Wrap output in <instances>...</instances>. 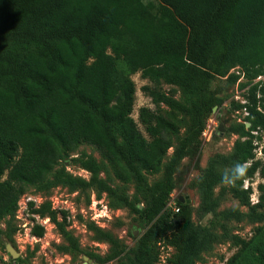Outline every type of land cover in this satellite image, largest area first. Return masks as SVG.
<instances>
[{"label": "trees", "instance_id": "trees-1", "mask_svg": "<svg viewBox=\"0 0 264 264\" xmlns=\"http://www.w3.org/2000/svg\"><path fill=\"white\" fill-rule=\"evenodd\" d=\"M155 1L0 0V221L8 218L6 239L13 240L12 221L30 186L95 189L128 208L143 231L136 247L126 249L99 230L113 251L103 259L88 257L158 264L163 244L173 249L166 264H198L218 240L217 221L195 224L186 197L176 199L177 212L167 204L182 160L198 155L207 120L224 102L213 82L230 85L242 75L245 101L235 107L247 114L230 127L238 134L232 153L213 157L197 179L199 212L216 215L231 194L247 207L236 218L257 225L247 238L231 235L236 251L224 264H264V182L257 185L254 204L252 188H243L256 174L264 178V78L256 81L264 77V0ZM138 72L148 80L141 91L154 107L141 106L137 122L132 75ZM82 143L94 146L101 160L75 153ZM68 158L89 178L67 171L61 162ZM228 164L233 167L220 171ZM161 172L149 182L148 176ZM109 173L134 183L135 194L130 197L101 175ZM32 212L56 226L67 242L58 245L62 252L80 253L67 211L59 218L45 201ZM44 231L38 223L31 230L36 237ZM11 262L33 264L22 257Z\"/></svg>", "mask_w": 264, "mask_h": 264}, {"label": "rangeland", "instance_id": "rangeland-1", "mask_svg": "<svg viewBox=\"0 0 264 264\" xmlns=\"http://www.w3.org/2000/svg\"><path fill=\"white\" fill-rule=\"evenodd\" d=\"M145 2L156 3L155 0H145ZM231 72L239 73V70L233 68ZM263 78V76H260L256 81ZM132 79L136 84L132 116L138 122L139 108L141 106L153 108L154 105L151 99L141 91V87L147 84L148 80L142 79L139 72L132 75ZM242 81L244 80L241 75L234 84L228 85L227 81L223 79H216L213 82V89H221L220 95L224 98V102L221 107H216L207 120L198 155L188 156L182 160L175 175V189L167 204V208L174 212L176 199L180 196L187 197L192 207V217L195 224L203 226L208 225L211 220L217 221L214 232L218 236V240L213 243L210 250L202 253V260L198 264H224L236 251V248L232 245L231 235L247 238L251 236L253 228L257 225V223L248 221L246 217L241 220L236 218L237 212L243 214L247 211V207L240 205L239 201L229 193L224 196L217 207L216 215L206 214L201 217L199 212L201 199L196 184L198 177L203 174L213 157L227 156L233 151L238 134L230 131V127L242 123L247 114L244 110L235 107L236 102L243 103L245 101L244 95L247 88L240 87ZM164 89L167 90L168 86H164ZM248 124L246 122V126H249ZM138 125L144 132L142 126L139 123ZM219 127H223L224 131H219ZM261 135L264 138V131ZM173 150L174 146L168 150L164 162L168 161ZM81 152L101 160L99 152L92 145L82 143L75 153L79 154ZM257 157L261 156L257 154ZM61 164L70 173L86 179L89 178V173L74 165L69 158L63 160ZM231 167H233L232 164H228L219 166V169L223 172ZM161 174L162 172L148 176L149 182L159 179ZM101 175L107 177L112 186L125 191L130 197L135 194L134 183L123 184L114 178L111 173ZM261 182H264V178L256 174L252 179H247L243 183V188H252L250 194L251 204L258 201L257 185ZM218 190L219 187L216 191ZM45 201L51 202L52 208L58 212L59 218H61L63 210L68 212L66 216L68 229L77 238L81 250L78 255L62 252L58 245H66L67 242L59 234L56 226L48 218H40L32 212L35 207ZM139 205L142 206V204ZM223 211H231L230 213L233 212V214L227 219L221 218ZM7 220L8 218L0 221V264H11L12 252H15L18 257L28 258L33 264H120L119 258L99 262L88 257L87 254L92 253L103 259L113 251V244L108 239L101 237L99 230L109 233L120 247L126 249L136 247V239L143 231L136 220V216L128 208L117 205L115 199L107 196L106 193L98 196L95 189L70 190L63 185H56L44 190H37L34 186L27 189L19 200L18 210L15 219L12 221V224L16 227L12 241L6 239L5 236L8 230ZM37 223L45 228L41 237H36L31 232L33 226ZM92 223L96 229L89 226ZM160 251L158 264H166V259L171 255L173 249L161 244Z\"/></svg>", "mask_w": 264, "mask_h": 264}, {"label": "water", "instance_id": "water-1", "mask_svg": "<svg viewBox=\"0 0 264 264\" xmlns=\"http://www.w3.org/2000/svg\"><path fill=\"white\" fill-rule=\"evenodd\" d=\"M215 109H216V107L213 108L214 111H215ZM248 125H249V124H248ZM218 130H219V131H224V128H223V127H219ZM179 198H180L181 202H183V201L185 200L184 197H181V196H180ZM186 200H187V202H190L189 199H188L187 197H186ZM139 207H141V206L139 205ZM136 235H137V233H136ZM11 256H12V258H17V257H18V255H17L15 252H12Z\"/></svg>", "mask_w": 264, "mask_h": 264}, {"label": "built area", "instance_id": "built-area-1", "mask_svg": "<svg viewBox=\"0 0 264 264\" xmlns=\"http://www.w3.org/2000/svg\"><path fill=\"white\" fill-rule=\"evenodd\" d=\"M257 154L260 156L261 155V152H260V148H258L257 150ZM174 210L177 212L179 210L178 207H175Z\"/></svg>", "mask_w": 264, "mask_h": 264}]
</instances>
